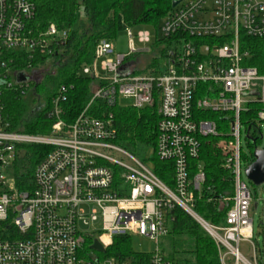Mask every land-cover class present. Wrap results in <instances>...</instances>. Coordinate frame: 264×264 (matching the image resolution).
I'll list each match as a JSON object with an SVG mask.
<instances>
[{
    "label": "built area",
    "instance_id": "obj_1",
    "mask_svg": "<svg viewBox=\"0 0 264 264\" xmlns=\"http://www.w3.org/2000/svg\"><path fill=\"white\" fill-rule=\"evenodd\" d=\"M35 12L34 0H0V264H175L159 243L169 234L176 208L214 240L220 264H258L255 246L254 262L240 252V243H251L254 234L240 139L248 105H264V75L247 65L251 55L241 44L243 37L264 38V0H184L165 16L150 49L137 48L131 28L128 54H118L112 41H99L94 61L81 69L94 80L86 108L67 123L65 98L56 97L48 135L12 132L2 103L5 87L28 86L17 81L21 72H11L18 56H51L68 38L55 25L32 33L27 23ZM137 39L151 43L149 32H139ZM146 56L155 63L141 68L137 57ZM123 99L131 104L123 105ZM96 102L135 109L157 104L155 157L172 163V186L156 176L152 162L115 143L113 114H91ZM208 113L225 116L218 123ZM259 118L264 121L263 111ZM22 145L50 152L36 166L30 187L20 190L14 164L26 154ZM205 150L223 156L234 179L232 207L219 226L196 212L206 182L200 159ZM97 233L111 244L105 246ZM133 236L155 242V253L119 259L83 249L85 239L91 246L97 240L105 255L116 237Z\"/></svg>",
    "mask_w": 264,
    "mask_h": 264
},
{
    "label": "trees",
    "instance_id": "obj_2",
    "mask_svg": "<svg viewBox=\"0 0 264 264\" xmlns=\"http://www.w3.org/2000/svg\"><path fill=\"white\" fill-rule=\"evenodd\" d=\"M35 16L27 23L34 34H39L55 25L68 32V38L61 51L51 56H18L11 64V72H27L43 66L48 59L54 58L59 67V75L50 78L51 90L42 109H33L24 96L28 86L5 87L2 103L7 121L12 132L30 135H48L53 120L49 118L52 101L58 97L65 98L61 107L62 119L67 123L74 121L86 108L94 80L84 76L81 69L92 64L95 49L99 41H114L120 31L142 24L154 25L159 28L165 16L172 10L176 0H34ZM242 49L250 53L248 66L255 67L260 75H264V38H242ZM153 60L151 61L153 65ZM155 63V62H154ZM39 85H36L38 89ZM64 88V92L62 90ZM110 111L114 117L117 130L115 143L143 160L151 150L150 162L156 176L168 186H172V163L159 161L155 157L157 125L160 120L157 104L154 107L135 109L115 105L107 108L104 103L96 102L90 113ZM264 112V105L254 102L248 105V111L241 116L242 122L252 131L250 146L252 147L250 165L255 161L254 152L263 140L264 121L259 113ZM225 115L208 113L207 117L221 123ZM221 130V129H219ZM226 131V130H225ZM226 136L222 134V137ZM26 154L18 157L14 164L18 189L30 187L36 166L50 152V148L37 145H22ZM201 151L206 182L197 196L196 212L207 222L219 226L224 224L226 215L234 195V179L230 169L226 167L223 156ZM147 162L148 160H143ZM174 220L167 236L169 251L163 250L166 258L175 264H220L219 253L214 240L189 215L179 208L172 212ZM3 227H6L4 225ZM91 239H85L83 249L90 251ZM106 258L119 259L139 257L134 252L129 237H116L113 245L107 250ZM144 257V256H143Z\"/></svg>",
    "mask_w": 264,
    "mask_h": 264
},
{
    "label": "rangeland",
    "instance_id": "obj_3",
    "mask_svg": "<svg viewBox=\"0 0 264 264\" xmlns=\"http://www.w3.org/2000/svg\"><path fill=\"white\" fill-rule=\"evenodd\" d=\"M162 24V22H161ZM160 24V26H161ZM159 26V27H160ZM135 44L139 49H150L155 45V35H156V27L150 24H142L131 28ZM139 32H149L151 35V43L150 44H140L137 39V35ZM129 35L128 30L120 31L115 40L113 41L114 47L118 54H128L129 53ZM152 57H137V61L141 68H146V65L150 63ZM59 75V67L55 63V59L51 58L48 59L47 62L43 66H38L32 69L29 73L30 79V87L28 88L26 95L24 96V100L33 108V109H42L46 105L47 98L49 96L51 90L50 78H55ZM36 85L38 89H36ZM123 105H130L131 100L123 99L121 100ZM251 133L252 131L249 130L248 126L242 124L241 126V139H240V146H241V158H242V181L248 186L249 190L252 194V206L250 210V215L253 220V239L250 242H241L240 243V252L243 256H245L250 261L254 262L253 258V249L257 251V263L264 264V187L263 186H255L252 184L245 176L244 170L247 167V163L251 161V153L252 147L251 144ZM264 148V130H263V140L261 144L258 146L257 149ZM129 152V151H128ZM132 154L131 152H129ZM151 150H149L143 160H148L146 163H150L151 158ZM206 153V150L204 151ZM136 156V155H135ZM220 156V155H219ZM139 158L138 156H136ZM140 159V158H139ZM141 160V159H140ZM97 229L100 228V225L96 226ZM85 232H91L89 228H83ZM95 237L99 238L105 246L111 244V240L106 236L100 235L99 233L95 234ZM132 247L134 252L139 254H146L150 255L155 253L156 244L155 242L151 241L147 238H140L133 236L131 238ZM159 248L163 251H169V239L166 237L161 238L159 243ZM91 255L95 257H102L101 253L97 251L91 250L89 251Z\"/></svg>",
    "mask_w": 264,
    "mask_h": 264
},
{
    "label": "water",
    "instance_id": "obj_4",
    "mask_svg": "<svg viewBox=\"0 0 264 264\" xmlns=\"http://www.w3.org/2000/svg\"><path fill=\"white\" fill-rule=\"evenodd\" d=\"M184 0H176L172 3V9L176 8L181 2ZM26 80V77L23 73H20L17 77L18 82H22ZM255 161L246 167L244 170V174L246 178L255 186H263L264 187V148L256 149L254 152ZM91 249L100 253L104 252L103 247L97 240H94Z\"/></svg>",
    "mask_w": 264,
    "mask_h": 264
},
{
    "label": "flooded vegetation",
    "instance_id": "obj_5",
    "mask_svg": "<svg viewBox=\"0 0 264 264\" xmlns=\"http://www.w3.org/2000/svg\"><path fill=\"white\" fill-rule=\"evenodd\" d=\"M23 74H24V76L26 77V80H24V81H22V82H23V83H27V84L29 85V83H30V79H29L28 73L25 72V73H23Z\"/></svg>",
    "mask_w": 264,
    "mask_h": 264
}]
</instances>
